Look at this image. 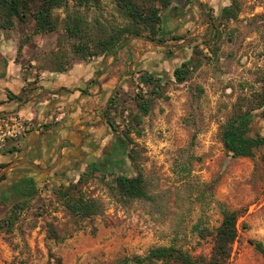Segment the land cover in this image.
Returning a JSON list of instances; mask_svg holds the SVG:
<instances>
[{
  "label": "rangeland",
  "instance_id": "obj_1",
  "mask_svg": "<svg viewBox=\"0 0 264 264\" xmlns=\"http://www.w3.org/2000/svg\"><path fill=\"white\" fill-rule=\"evenodd\" d=\"M239 2L244 11L255 14L220 21L221 12L201 4L206 16L195 26L164 34L165 43L150 40L146 33L130 35L120 49L135 43L143 52L141 61L134 62L138 54H133L130 62L118 49L111 63L112 70L124 71L108 96L106 118L115 123L116 134H129L128 146L138 161L130 172L144 174L153 199L124 201L114 193L110 172H97L81 195L96 201L100 212L81 218L63 203L56 190L60 182H48L35 197H20L1 207L0 264H117L169 245L208 254L223 206L238 214L239 236L230 264H264V253L254 245H264V150L254 158L233 157L221 139L222 126L239 97L253 98L264 83V9L257 8L264 7V0ZM70 6L84 10L91 21L128 23L112 0L77 5L70 0ZM55 15L61 23L52 32L35 34L34 21L0 28V74L11 68L19 79L20 70L26 96L46 71L60 73L104 59L73 52L79 39L64 28L65 9ZM215 26L218 36L207 45ZM179 34L186 38L172 39ZM189 58L201 64L180 82L175 66ZM146 70L165 76L160 96L142 78ZM142 95L154 98L146 115L138 106ZM257 118L256 130L264 134V121ZM18 203L20 208H14ZM12 216L19 217L15 224H5ZM200 230L209 234L202 237Z\"/></svg>",
  "mask_w": 264,
  "mask_h": 264
},
{
  "label": "trees",
  "instance_id": "obj_2",
  "mask_svg": "<svg viewBox=\"0 0 264 264\" xmlns=\"http://www.w3.org/2000/svg\"><path fill=\"white\" fill-rule=\"evenodd\" d=\"M90 0H75V5ZM118 11L128 19L125 25L114 21L108 22L96 18L94 21L88 19L84 10L77 6H70V0H0V28L11 29L16 22H35L34 33H46L56 31L60 25L59 17L55 11L65 9V17L62 20L66 32L79 39L72 46L73 52L82 56H102L106 58L116 53L121 43L130 35L141 36L145 33L152 41L165 43L166 35L162 33L163 14L173 7L175 0H112ZM239 0H232L231 5L226 7L220 14L219 20H236L241 12ZM212 25H214L212 23ZM218 28L212 31L213 39L205 41L210 45L218 36ZM184 34L174 35L173 40H183ZM198 46V45H197ZM22 49V45L20 47ZM212 49V48H211ZM216 54L217 49H212ZM201 63H194L192 58L184 59L175 66L174 75L182 82ZM163 74H155L150 70L144 71L142 78L146 83L153 84L152 93L160 96L162 89ZM93 83H98L96 79ZM26 91L23 88V94ZM253 98L241 96L234 104L233 112L226 123L222 126L221 139L228 153L233 157L257 156L259 151L264 150V134L257 129V120L264 121V83L260 91L253 93ZM22 95L18 96L22 100ZM113 101V100H112ZM154 98L141 96L138 100L139 109L143 114H148ZM113 130L117 132L115 123L107 120ZM129 134L120 132L118 134V150L104 155L98 161L86 164L83 157L77 166V178L64 177L59 183L58 193L66 207L76 216L90 218L100 212V205L96 201L87 200L82 193V187L88 182L90 175L97 172L105 174L110 172L115 194L124 201L152 200L148 181L140 171L131 173L130 169L138 163L137 153L134 148H129ZM83 163L86 165L82 167ZM68 182V183H67ZM35 184H28L20 190L23 198H33L39 193ZM15 204L14 208H20ZM223 220L213 233V247L210 253L192 254L176 245L156 246L145 255L127 257L117 264H230L234 244L239 236L237 212L223 206ZM19 217H9L4 223L10 226L15 224ZM1 226V224H0ZM208 234L209 231L207 230ZM207 232L200 230L202 237ZM55 234V232H54ZM257 249L264 253V245L255 241Z\"/></svg>",
  "mask_w": 264,
  "mask_h": 264
},
{
  "label": "crops",
  "instance_id": "obj_3",
  "mask_svg": "<svg viewBox=\"0 0 264 264\" xmlns=\"http://www.w3.org/2000/svg\"><path fill=\"white\" fill-rule=\"evenodd\" d=\"M231 3L232 0H175L173 7L163 14L162 33L195 26L200 16H206L201 4L222 12ZM260 7L264 9L261 5L257 8ZM254 14L241 9L239 18ZM120 51L130 62L133 54H138L134 62L141 61L143 56L142 50L131 41ZM117 54L116 51L102 62L77 64L69 71H46L27 96L23 94L25 83L20 70L19 79L11 68L3 70L0 74V114H21L29 129L23 137L8 141L0 154V209L7 202L22 197L20 190L28 184L40 189L51 181L62 182L65 176L77 174L83 157L89 164L118 150V134L106 118V103L124 71V67L111 69ZM155 56L153 54L151 59ZM94 79L98 83H93ZM14 95L26 98L13 99ZM62 109L66 114L60 119ZM98 150L102 151L99 157L96 156Z\"/></svg>",
  "mask_w": 264,
  "mask_h": 264
},
{
  "label": "built area",
  "instance_id": "obj_4",
  "mask_svg": "<svg viewBox=\"0 0 264 264\" xmlns=\"http://www.w3.org/2000/svg\"><path fill=\"white\" fill-rule=\"evenodd\" d=\"M66 113L61 110L60 119ZM29 129L26 119L18 113L0 114V154L10 140L23 137Z\"/></svg>",
  "mask_w": 264,
  "mask_h": 264
}]
</instances>
